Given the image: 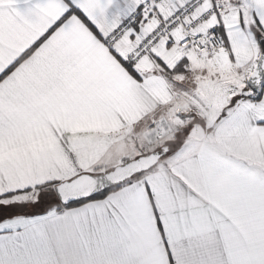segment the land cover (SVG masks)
<instances>
[{
	"label": "crops",
	"instance_id": "0c3cea01",
	"mask_svg": "<svg viewBox=\"0 0 264 264\" xmlns=\"http://www.w3.org/2000/svg\"><path fill=\"white\" fill-rule=\"evenodd\" d=\"M62 10V0H49L42 15L58 19ZM23 11L15 0H0V15ZM19 23L0 31V74L11 68L0 85V191L13 197L49 191L129 161L128 149L133 157L154 152L142 146L151 122L177 126L173 142L181 128L175 115L180 101L192 105L193 120L202 119L206 109L195 103V93L228 85L219 118L203 140L181 144L163 163L101 199L50 211L63 217L58 238L83 248L85 264H236L237 242L249 258L264 261V125L251 114L247 122L222 115L243 75L227 60L194 63L187 76L129 87L98 34L75 16L67 22L73 39L63 45V26L45 40L47 23ZM258 55L254 48L241 56L242 63L252 60L249 75ZM185 87L195 89L193 98Z\"/></svg>",
	"mask_w": 264,
	"mask_h": 264
},
{
	"label": "snow or ice",
	"instance_id": "6c2138e0",
	"mask_svg": "<svg viewBox=\"0 0 264 264\" xmlns=\"http://www.w3.org/2000/svg\"><path fill=\"white\" fill-rule=\"evenodd\" d=\"M15 3L24 11L0 15V31L20 27L21 20L47 23L46 40L63 26L58 34L63 45L73 39L67 22L75 16L98 34L129 87L164 84L172 77L187 76L194 63L216 66L227 60L244 79L238 88H231L222 115L247 122L251 114V119L264 125V0H86L76 6L62 0L67 10H62L58 19L42 15L49 0ZM101 31L107 36L99 35ZM254 48L259 55L255 72L249 75L252 60L242 63L241 56ZM108 71L101 68L102 74ZM9 72L11 68L0 74V85ZM3 95L0 88V102ZM21 203L0 191V264H85L81 259L84 249L57 236L63 217L50 211L56 201L41 194L30 204V213ZM75 203L69 201L63 207L72 208ZM235 251L239 257L236 264H264L249 258L239 242ZM177 264L184 262L178 259Z\"/></svg>",
	"mask_w": 264,
	"mask_h": 264
},
{
	"label": "rangeland",
	"instance_id": "374dc122",
	"mask_svg": "<svg viewBox=\"0 0 264 264\" xmlns=\"http://www.w3.org/2000/svg\"><path fill=\"white\" fill-rule=\"evenodd\" d=\"M181 83V82H180ZM184 87V86H183ZM228 85H218V84H212V85H206L203 87L202 90L199 91V95L198 96L196 93V97H195V103L197 104H202L203 107L206 109L205 111V115L203 116L202 119L200 118H196L195 120H193L194 117V109L189 105H184V103H182L180 101V105L182 109L181 112H184L186 114H182V116H178L181 117L180 120V124L179 126H181V128L179 129L178 132V136L176 137V139L173 142H169L170 140L174 139V133L177 129V126H172L170 124L169 121H153V122H157L159 123L158 126V131L157 134L152 136L151 138H148V135H146V132L148 130V127L146 128L144 134L142 133V139H143V150L147 151H153L155 149H159L164 147L163 145H165L166 143V147H168L169 153L167 155H170L173 153V151H175L181 144H185L189 141H201L203 140L204 136L207 135L208 133V129H210L214 123L216 122V120L219 118V113H218V108L219 106L222 104V97L226 92ZM183 90H185V94L187 95V97L189 98H193L194 97V90H189L186 87L183 88ZM190 107V108H189ZM185 120V121H184ZM176 128V129H173ZM210 127V128H208ZM169 142V143H168ZM127 155L130 156V160H134L139 156L133 157L132 153H131V149H128L126 151ZM143 155H147L146 152L141 153ZM149 154V153H148ZM142 155V156H143ZM163 157L160 161H159V165L161 163H163L165 161V159L168 156ZM117 157V156H116ZM106 170V169H104ZM101 170L98 171H93V173H88V174H99L97 172H100ZM106 171H103L101 173H104ZM44 194L47 195L51 201H57L56 197H54V195L46 192V191H33L30 193H24L21 195H18L16 197H13L15 200L21 201V206L26 208V212L30 213L31 212V207L30 204L32 202L35 201L36 197ZM56 207H53L52 209H55ZM50 209V210H52Z\"/></svg>",
	"mask_w": 264,
	"mask_h": 264
},
{
	"label": "water",
	"instance_id": "95a60500",
	"mask_svg": "<svg viewBox=\"0 0 264 264\" xmlns=\"http://www.w3.org/2000/svg\"><path fill=\"white\" fill-rule=\"evenodd\" d=\"M255 68L253 70L254 74ZM168 147L164 146L147 155L126 161L113 169L99 174H80L70 180L63 181L54 187V194L60 206L69 201L90 199L102 192L118 187L134 177L149 172L159 161L168 154Z\"/></svg>",
	"mask_w": 264,
	"mask_h": 264
},
{
	"label": "trees",
	"instance_id": "16d2710c",
	"mask_svg": "<svg viewBox=\"0 0 264 264\" xmlns=\"http://www.w3.org/2000/svg\"><path fill=\"white\" fill-rule=\"evenodd\" d=\"M160 149V148H159ZM142 175V174H141ZM140 176V175H139ZM138 177V176H137ZM135 178V177H134ZM133 178V179H134ZM127 183H129V181L128 182H126V183H124V184H122V185H120V186H118V187H115V188H112V189H110V190H108V191H106V192H103L104 193V195H101V194H99V195H97L96 197H97V199H101V198H103L105 195H107L109 192H112V191H114V190H117V189H119V188H121V187H123V186H125ZM55 187V186H54ZM54 187H52L51 189H49V191H46V192H48V193H50V194H52V195H54V197H56L55 196V194H54ZM40 190H42V189H40ZM30 192H33V191H26L25 193H30ZM13 196V195H12ZM97 199H95V200H97ZM57 200V199H56ZM90 200H93V199H87V200H84V201H90ZM57 202V206H56V208L58 209V208H61V206L59 205V203H58V201H56Z\"/></svg>",
	"mask_w": 264,
	"mask_h": 264
},
{
	"label": "built area",
	"instance_id": "2783aa9c",
	"mask_svg": "<svg viewBox=\"0 0 264 264\" xmlns=\"http://www.w3.org/2000/svg\"><path fill=\"white\" fill-rule=\"evenodd\" d=\"M182 114H186L184 112H181V110L177 109L175 111V115L182 116ZM159 123L152 122L150 126L148 127V130L146 132V135H148V138H151L152 136L157 134Z\"/></svg>",
	"mask_w": 264,
	"mask_h": 264
}]
</instances>
